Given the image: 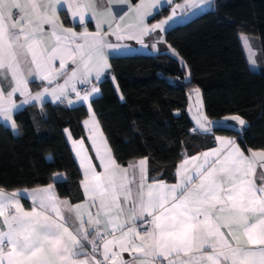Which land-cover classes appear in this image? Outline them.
<instances>
[{"label": "snow or ice", "instance_id": "1", "mask_svg": "<svg viewBox=\"0 0 264 264\" xmlns=\"http://www.w3.org/2000/svg\"><path fill=\"white\" fill-rule=\"evenodd\" d=\"M157 3L141 0L117 19L104 0H0V117L12 120L15 93L22 104L49 96L62 101L69 92L88 102L99 89L81 95L77 83H90L93 74L99 80L109 68L106 49L121 47L105 43L104 24L141 37L166 31L178 14L173 9L167 19L149 25ZM65 6L81 24L91 10L97 31L65 28L59 14ZM132 12L134 22L124 24ZM248 52L255 63L250 47ZM69 61L75 65L70 73ZM37 79L47 85L33 94L29 84ZM89 112L95 132L90 104ZM230 119L245 124L239 116ZM211 124L204 115L197 119L204 132ZM11 127L16 130L14 122ZM216 140L220 147L184 159L171 185L158 178L149 182L147 158L121 166L106 144L103 152L96 149L102 168L97 171L81 144L83 203L60 200L48 185L29 193L33 207L26 211L17 192L0 189V264H264V150L245 155L234 140ZM123 253L131 258L125 260Z\"/></svg>", "mask_w": 264, "mask_h": 264}, {"label": "trees", "instance_id": "2", "mask_svg": "<svg viewBox=\"0 0 264 264\" xmlns=\"http://www.w3.org/2000/svg\"><path fill=\"white\" fill-rule=\"evenodd\" d=\"M132 3L138 0H130ZM179 1V0H177ZM157 12L153 18L164 13ZM62 20L68 24L67 18ZM255 38L260 69L247 62L239 34ZM174 54L112 56L119 93L106 75L91 101L107 143L120 165L145 157L148 177L173 182L176 164L214 145V134L233 136L246 153L264 150V0H212L211 6L164 32ZM198 89L211 134L193 130L188 92ZM83 105L44 102L13 112L17 133L0 123V189L54 184L60 197L83 199L81 175L63 129L83 135ZM237 115L241 129L224 117ZM225 122V123H224ZM62 173V179L54 174Z\"/></svg>", "mask_w": 264, "mask_h": 264}, {"label": "crops", "instance_id": "3", "mask_svg": "<svg viewBox=\"0 0 264 264\" xmlns=\"http://www.w3.org/2000/svg\"><path fill=\"white\" fill-rule=\"evenodd\" d=\"M183 0H159V3H157L155 5V7L152 9L153 11V15L148 17L146 22L151 25V24H155V23H158L159 21L161 20H165L167 19L169 16L172 15V12H173V9L176 10L177 12V17L174 19V22H171L168 26H167V29L169 27H171L172 25L174 24H178V23H182L184 21H186L188 18H189V14L191 13H188V8L186 6H182L181 3H182ZM106 6L110 7L111 9V12H112V15L115 16L117 19H119V16L123 15L125 12H129V8H130V5L131 6H135V5H138L141 3V0H138L137 2L135 3H132L130 1V4L129 3H120L118 2V0H113V2L108 5L107 4V0H104ZM145 3H149V0H145ZM211 3H212V0H208V7L206 8H209L211 6ZM163 8H166V11L164 13H161L159 14L158 17L156 18H153L154 15L159 12L161 9ZM60 20L61 22L63 23L64 27L65 28H72L75 32L77 33H80L82 31H84L85 27L87 28V30L89 32H96L97 31V28H96V24H97V21L96 20H93L91 19V16H92V12L91 10L86 14L87 15V22L85 24H81L79 22V18H77L75 21L72 19L71 17V14L68 12V9H67V6H65L63 8V10L60 11ZM193 14V13H192ZM62 15H64L67 20H68V24H65L62 20ZM135 12H132L131 15L129 17H127L124 21V24H128V23H133L134 22V19H135ZM105 19L106 20H111V17L109 16H105ZM123 24L121 25V27L123 28ZM46 30H47V26H45ZM101 31L103 33H107L108 35L106 36V39H105V43L106 44H112V45H120L121 47L119 48H114V49H106L105 51V55L107 57V63L109 65V68L105 71V73L101 76V78L99 80L96 79L95 75L93 74L90 78V83L88 84H81V83H77V88L78 87H83V86H88V89L87 90H84V91H79L81 93V95L84 94L85 91H88V92H91V89L92 87H96L99 89L98 92L92 94V96H90V99L88 102H80V101H77L76 100V95L75 93H72V92H69L68 94V97L67 99H64L62 101H56V102H53L52 98L49 96V97H46V99L44 100V102H50V103H60V104H63L69 108L71 107H76V106H79V105H83L85 108H86V111H87V114L84 118L81 119L80 121V125H81V128L83 130V135L81 137H78V138H75L73 137L71 131L69 130V128H64L63 129V133H64V136L67 140V143L70 147V150L72 152V155H73V158L78 166V169L80 171V175H81V180H80V188H81V191H82V195H83V199L78 201V202H72L70 201L69 198L67 197H60L57 192H56V189L54 187V184L53 183H50V184H47V185H44V186H41V187H34V188H22V189H17V190H14L12 192H17L18 195L16 197V199L19 201V203L21 204V206L26 210V211H31L32 207H33V203H32V198L31 196L29 195V193H31L33 190L35 189H38V188H44V187H47L48 185H52L53 188H54V191L56 193V195L58 196V198L60 200H66V201H69V203L71 205H76V204H81L84 202L85 200V194H84V191H83V188L81 187V181L83 180L84 178V173H83V169L81 168L80 166V158L78 157L77 155V152L80 150V147H81V144H82V147L83 149L85 150V153L88 157L91 158V162L94 166L97 167V171H102V168L99 167L100 165V161L99 159L97 158V151L96 149L99 147L101 152L104 151V147L103 145L106 144V147L108 149H110L108 143H107V140H106V137L101 129V126L98 122V119L92 109V106H91V112L94 113L95 115V120L98 122V129L94 132L92 130V122H91V119H90V112H89V104L91 105V101L92 99L98 97L100 95V87H99V82L106 76L108 75L109 78H110V81H111V84L112 86L114 87V89L116 90L117 93H119V90H118V86H117V82H116V79L114 78V76L112 75V73L110 72L111 70V67H110V62H109V59L110 57L112 56H118V55H123V54H135V53H146V54H156V53H167V54H171L173 55L174 54V51L172 48L169 47V45L166 44V42L164 41V32L165 31H160V30H157L155 33L149 35V36H143L141 37L139 35V33L137 32H132V31H117L116 30V25L115 23H112L111 26H109L108 23H105L103 28L101 29ZM243 36H247L245 34H239V38H240V42H241V45H242V48L244 50V44H243V41H242V37ZM118 37H120V39H118ZM129 37H133V38H129ZM248 37V36H247ZM142 40V42H141ZM253 41H255V38H253ZM255 47H256V44H255ZM244 53H245V50H244ZM245 56H246V53H245ZM246 59H247V62H248V65L249 67L252 69V70H259L260 69V61L258 59V63H256V65H251L247 56H246ZM54 66L56 68H59V61H54ZM75 65H72L71 62L69 61L68 62V72L70 73L72 68H74ZM60 84H63L64 82V77H60L59 78V81H58ZM47 85V82L45 81L44 83H41L40 80H33L30 84H29V90L35 94L39 91H41L43 89V87H45ZM193 90V89H192ZM191 90V91H192ZM13 99L16 101V104H17V107L13 110L16 111L28 104H22L21 101L23 100V97L19 95V93H15L14 96H13ZM72 100L73 103L72 104H69L68 103V100ZM44 102L42 103H37L35 101L31 102V103H35L37 106H41ZM29 103V104H31ZM189 98L187 99V106H186V110L191 118V115L189 113ZM203 107V106H202ZM192 120V118H191ZM85 121H88V124L86 125L85 124ZM233 120H230L231 124ZM12 122H14V119H13V113H12V120L11 121H7L5 120L3 117H0V123L8 126L11 131L16 134V130L17 129V126H16V130H13V128L11 127V124ZM193 122V130L195 132H198V133H201V134H211L212 133V127L213 125H215L214 122H212L211 124V131H208V132H204L202 131L196 122ZM15 123V122H14ZM225 123V122H224ZM243 126H241L239 124V122L236 123V128L237 129H241ZM93 137L96 138V143L94 144L93 143ZM214 137V145L212 147H209V148H206L194 155H185L182 157V159L176 164V167L174 169V174H175V180L173 182H166V181H163L169 185L171 184H175L177 182V176H176V169H177V166L186 158L188 157H193V156H197L198 154H202L204 152H207L211 149H215V148H218L220 147L219 143L217 142L216 140V137H223V138H226V139H232L236 142L235 138L233 136H228V135H221V134H214L213 135ZM236 144L238 145V143L236 142ZM239 146V145H238ZM240 147V146H239ZM240 149L242 150V148L240 147ZM111 150V149H110ZM243 151V150H242ZM253 151H259V150H253ZM245 155H250V153H246L244 152ZM111 154L112 156L114 157L112 151H111ZM115 158V157H114ZM145 157H141V158H138V159H135V160H132L130 162H133V161H139L140 159H143ZM129 162V163H130ZM128 163V164H129ZM128 164L126 165H121V166H124L126 167ZM259 171V169H257ZM56 177H60V179L63 178V174L62 173H56L54 174V179H56ZM57 180V179H56ZM149 182H152L151 180H149ZM6 192V191H4ZM12 192H6V193H12ZM87 211V208L85 207V212ZM94 211V210H93ZM85 219H87V217L85 216ZM85 247L88 248L90 250L91 248V245L87 244V242H85ZM123 258L125 260H128L130 259L131 257L129 256L128 253H123Z\"/></svg>", "mask_w": 264, "mask_h": 264}, {"label": "rangeland", "instance_id": "4", "mask_svg": "<svg viewBox=\"0 0 264 264\" xmlns=\"http://www.w3.org/2000/svg\"><path fill=\"white\" fill-rule=\"evenodd\" d=\"M207 3H208V0H204V3H200V0H183L181 5L186 6L188 8V13H191V14H189L190 15L189 18H191V17L199 14L200 12L204 11L205 9H207L206 8V7H208ZM247 36L242 37L243 44H244L243 38H247V41H248L247 46H245V44H244V50H245L246 56L248 58V55H249L248 48L250 47L251 52L254 53L253 60L255 61V63L250 62V64L256 65V63H258V59H259L258 50H257V47H255L256 40L253 41V37H251V36L247 37ZM193 90L188 92V98H189V106L188 107H189V113L191 115L192 120L197 123V119L201 115L205 116V114L203 112V107H202L201 93H200V91H198V93H197ZM232 116H237V115H231V116L224 117V119L217 121V122L222 123L224 120H227V119L231 120L230 118ZM237 122L238 121H232V123H233L232 125L236 127ZM16 132H17V130H16Z\"/></svg>", "mask_w": 264, "mask_h": 264}, {"label": "built area", "instance_id": "5", "mask_svg": "<svg viewBox=\"0 0 264 264\" xmlns=\"http://www.w3.org/2000/svg\"><path fill=\"white\" fill-rule=\"evenodd\" d=\"M87 89H88V86H83V87H78L77 88L78 91H84V90H87Z\"/></svg>", "mask_w": 264, "mask_h": 264}]
</instances>
